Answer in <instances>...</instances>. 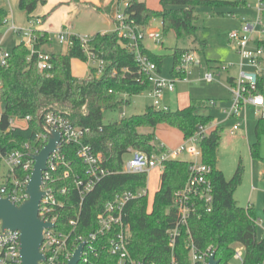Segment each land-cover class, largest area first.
<instances>
[{"label": "trees", "instance_id": "trees-1", "mask_svg": "<svg viewBox=\"0 0 264 264\" xmlns=\"http://www.w3.org/2000/svg\"><path fill=\"white\" fill-rule=\"evenodd\" d=\"M46 0H19L18 7L26 12L29 19L32 13ZM160 8L153 10L141 0H128L123 12L128 22L145 29L152 17L159 18L163 32L173 30L177 38L195 37L197 26L194 24V10L198 5L219 7H244L237 0H159ZM8 17V11L0 8V26ZM45 19V16L42 17ZM35 47L49 41L45 32L34 29ZM202 46L205 43L202 42ZM89 47L100 58L105 67L100 75L91 67L85 78L74 76L71 71V59L86 61V56L77 39L66 44L62 52L50 53V68L40 72L36 55L30 56V50L23 42L9 50L5 65H0V94L3 100L0 118V150L7 152L23 149L39 152L45 141L36 137L43 132V115L54 111L66 118L73 126L88 128L82 142L89 144L95 153H101L103 166L109 173L80 200L74 183L75 176L84 177L86 165L77 156V145H61L68 167L59 166L53 183L56 189L67 187L65 194L57 198L64 202L59 211L57 228L71 231L69 220L78 214V223L72 231V237L86 235L96 227V216L103 211L104 203L115 194L139 188H146V173L123 172V155L129 149L147 154L159 152L154 131L140 132L141 127L156 128L167 124L180 130L183 138L192 135L198 124H209L213 116L200 113L205 107L204 101H191L188 106L176 110H157L151 105L141 114L125 115L121 119L105 123L103 111L129 103L128 97L147 88L135 61L134 54L119 40L116 31L91 35ZM142 51L153 60L161 70V56L147 50ZM187 48L173 50L172 74L182 76L175 71ZM30 56V57H29ZM232 80V79H231ZM261 77L258 88L263 91ZM125 96V98L123 97ZM30 115L31 119L24 127H8V119ZM220 127H215L202 141V160L212 166V203L210 209L203 202L197 204L186 226H180V233L174 247L169 246L168 231L177 222V214L171 206L174 193L185 185L188 178V162L183 159H169L164 162L160 173L158 188L154 193L152 206H148L147 194L131 200L125 208V221L130 225V255L145 264H171L175 257L178 264H190L187 241L191 236L198 252L215 251L218 264H229L233 255V245L240 243L244 247L242 264H261L264 260V241L258 237V219L255 209L240 206L234 199V192L243 179V167L238 165L230 179L216 168L217 150L221 140ZM257 141L250 145L252 157L259 154V140L264 134V117L257 118L255 124ZM264 161V158H262ZM81 202V204H80ZM118 258L107 251L91 255L84 264H116Z\"/></svg>", "mask_w": 264, "mask_h": 264}, {"label": "built area", "instance_id": "built-area-1", "mask_svg": "<svg viewBox=\"0 0 264 264\" xmlns=\"http://www.w3.org/2000/svg\"><path fill=\"white\" fill-rule=\"evenodd\" d=\"M114 16L116 31L119 40L123 42L133 54L139 71L143 76V82L147 88L143 92L152 100L151 106L157 110H169L170 107L164 102V93L173 92L178 81H187L193 67L201 64L198 52L189 50L182 56L181 62L175 67V71L183 73L182 76L172 75L167 78L161 75L157 64L142 51L143 41L151 39L155 43L162 42V34L158 29L141 28L127 21V17L120 4L125 6L128 0H117ZM245 4L249 13L239 16L240 27L228 32V39L241 58L239 72L226 84L227 90L231 94V106L224 109L227 117H233L239 121L233 125L232 129L237 130L241 124V111L247 107H252L258 117H264V90L259 91V69L264 65V0H237ZM9 19L6 18V23ZM8 31H13L23 35L24 45L29 48L30 56L36 55L37 68L40 72L50 68V54L36 49V35L31 27L21 28L11 24ZM56 39L60 44H72L73 39L81 43V47L86 56L89 67L95 68V74L100 75L105 67L104 59L100 58L89 47L91 35L69 34L66 30L57 33ZM9 50L2 48L0 39V65L7 63ZM29 56V57H30ZM251 70H245V67ZM229 65L221 66L222 70H227ZM219 76L213 70H207L203 74L206 82H212ZM125 114L122 112L121 116ZM31 119L30 115L22 118H9L8 126L24 127ZM43 132L37 133L36 137L48 141V133L51 129L60 133V141L57 150L50 153L46 166L42 171L40 188L44 191L39 207L38 217L44 221L52 223L51 227H46L42 232V242L40 251L44 255L39 264H66L72 257L75 249L83 243L82 253L77 264L88 263L91 255H98L101 251H107L118 258L116 264H145L130 255L129 238L130 225L125 221L126 205L133 199L147 194L146 188H139L136 191L126 190L114 195V197L104 203L103 211L96 216V227L86 235L72 237V231L78 223L79 216L69 220L72 226L71 231L57 228L59 211L64 206V202L57 198L58 194H65L67 187L56 189L53 183L58 179L55 177L59 166H67L65 155L61 152V145H77L76 154L86 165L84 177L75 176L74 183L78 191L80 200L91 191L94 186L109 173L103 166L101 153H95L89 144H84L82 139L88 128H78L73 126L62 115L48 111L43 115ZM214 123L198 124L195 132L175 148H167L162 143H157L159 152L147 154L143 151L129 149L127 153L131 157L123 161V172L125 173H148L152 169H163L164 162L169 159H179L182 154L187 156L188 178L180 190L176 191L172 197L171 206L177 214V222L168 231L169 246L174 247L177 236L180 233V226H186L189 217L196 212L197 204L203 202L208 210L212 203V181L210 174L212 166L202 160L201 143L215 128ZM38 152L28 151V145L23 149H13L7 152L0 150V196L8 198L12 203L19 205L29 198L27 186L33 171V155ZM81 204V202H80ZM259 219L256 220L259 225ZM261 228V239L264 241V223ZM189 249L190 264H208L210 250L198 252L191 236L187 241ZM244 257V247L240 243L233 245V255L229 264H242ZM0 264H22L20 255V232L18 230H2L0 228ZM154 264V263H149ZM171 264H178L175 257H172Z\"/></svg>", "mask_w": 264, "mask_h": 264}, {"label": "rangeland", "instance_id": "rangeland-1", "mask_svg": "<svg viewBox=\"0 0 264 264\" xmlns=\"http://www.w3.org/2000/svg\"><path fill=\"white\" fill-rule=\"evenodd\" d=\"M2 0H0L1 3ZM11 6H8L9 15L6 23L1 26L0 39L1 46L6 50H10L18 40L26 39L23 35H16L7 28L15 22L11 20V8L16 14L23 13L17 7L18 0H9ZM144 1L148 8L158 10L160 8L159 0H141ZM120 8L124 10V5L120 4ZM249 13L244 7H219L211 5H198L194 14L196 15L194 24L197 26L195 37L177 38L173 30L163 32L161 21L159 18L152 17L150 19V28L158 29L162 34V42L155 43L151 39H145V44L152 48V52L161 56V75L171 78L173 66V50L175 48H195L201 58L200 66L193 67L191 74L188 75L187 82L177 84L176 92L164 93V101L169 104L171 110L188 106L191 101H204L205 107L200 109V113L211 114L214 117L213 122L222 128L221 140L217 150V166L222 170L225 177L230 179L239 164L242 165L244 173L241 184L234 192V198L241 206L252 203L256 209L259 219V225L264 223V134L259 140V154L252 157L250 153V145L257 141L255 134V123L258 118L257 113L252 107H247L241 111L242 120L239 128L233 130L232 127L239 120L233 117H227L224 109L231 106V94L226 89L227 76L239 72V64L241 58L237 53L234 44L228 39V32L240 27L239 16ZM94 15L83 14L80 20L81 29L91 28L97 29L102 23L101 14ZM103 15V14H102ZM100 16V17H99ZM17 27V24H15ZM21 28H28L21 27ZM35 29V28H33ZM90 31V30H88ZM91 33V32H89ZM21 40V42H22ZM202 42L205 46H202ZM67 43L62 44L64 47ZM55 48H61V45L55 43ZM64 50V49H63ZM62 50V51H63ZM61 51V52H62ZM77 62L74 60L73 74L77 69ZM229 65L227 70H222L221 66ZM245 70H251L245 67ZM207 70H213L219 76L212 82H206L203 74ZM89 75V74H88ZM262 87L264 89V65L259 69ZM87 77V76H86ZM85 78V77H84ZM181 90V92H179ZM181 93V94H180ZM129 103H123L121 106L107 109L103 111L104 122L109 123L121 119L120 113L124 112L126 117L143 113L147 106L151 105V99L145 92L128 97ZM3 100L0 94V118L2 114ZM140 132H150L153 128L141 127ZM155 142H161L167 148H175L184 140L179 129L171 127L167 124H159L155 129ZM131 157L130 153L123 155V161ZM179 159L186 160L187 156L182 154ZM160 168L152 169L147 173L146 189L148 206L151 208L153 196L158 188L160 179ZM258 225V237H261V228ZM261 264H264V260Z\"/></svg>", "mask_w": 264, "mask_h": 264}, {"label": "crops", "instance_id": "crops-1", "mask_svg": "<svg viewBox=\"0 0 264 264\" xmlns=\"http://www.w3.org/2000/svg\"><path fill=\"white\" fill-rule=\"evenodd\" d=\"M18 2L19 0L17 1V7H18ZM118 5H119V2L117 0H46V2L43 5L38 6L36 10L32 13V19H29L28 15L24 11L22 15L21 14L17 15L16 14L17 12H14L13 8H11L10 16H11V20H13L15 24H17L18 26H21V27L28 26L31 28L41 30L45 32L46 34H48L49 41L43 44L40 47V49L50 54V53H59L65 48V46L63 47L62 44L58 43L56 39L57 33L61 30H65V31L67 30L69 34H77V35H93L96 33L104 34V33L113 32L116 28V22H115L114 16H115ZM8 6H11V3L9 0L1 1L0 8L7 10L8 15H9ZM93 13L101 14V17L100 16L99 17L101 19L104 18V20H102V23L99 25L97 29H93L95 25H92L91 28L81 29L79 25H80V20L83 17V14H87V15L90 14L92 16L94 15ZM43 16H45V19H42ZM149 25H150V21L146 28L156 29V28H150ZM1 26H0V29H1ZM16 35L19 36L20 34L16 33ZM21 40H18L17 42H15V44L20 43ZM55 43H57L58 45H61L62 49L55 48ZM143 46L150 52L153 51L149 45L145 44V41H143ZM189 50L196 51L195 48H190ZM74 60L79 62V64L81 62V64L80 65L77 64V69L75 73L73 74L72 62H74ZM89 70H90V67L86 61H82L76 58L71 59V71L74 76H77L79 78H84L88 76ZM235 76H236V73L228 75L226 79L227 83H229L231 79H233ZM187 81H178L177 84L180 82H187ZM177 84H176L175 92L177 90ZM179 92H181V90ZM167 93H170V92H167ZM123 97L125 98V96ZM166 104L169 106L168 103ZM121 113H120V118L122 117ZM213 120H214V117H213ZM212 123H214L216 127H220L215 122L212 121ZM8 129H9V126L3 131V133L6 132ZM155 129L156 128L153 129L154 133H155ZM216 168L219 169V167L217 166V163H216ZM248 205H250L251 207L255 209L252 203H248L246 206ZM255 212H256V209H255ZM256 215H257V212H256Z\"/></svg>", "mask_w": 264, "mask_h": 264}, {"label": "water", "instance_id": "water-1", "mask_svg": "<svg viewBox=\"0 0 264 264\" xmlns=\"http://www.w3.org/2000/svg\"><path fill=\"white\" fill-rule=\"evenodd\" d=\"M43 128V125L41 124ZM60 141V133L51 129L48 133V141L43 148L32 157L34 159L33 171L27 186L29 198L23 203L16 205L8 198L0 196V228L2 230H18L20 232V255L22 264H39L44 259L40 251L42 232L46 227L53 224L44 222L38 217V207L44 191L41 190L42 171L47 168L46 161L53 151L57 150ZM83 243L74 251L72 257L66 264H77L79 262ZM208 264H218L213 251Z\"/></svg>", "mask_w": 264, "mask_h": 264}]
</instances>
